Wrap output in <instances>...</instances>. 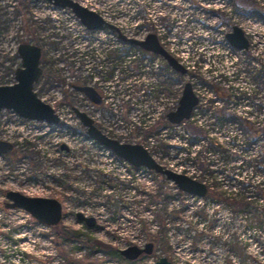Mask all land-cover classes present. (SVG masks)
I'll return each mask as SVG.
<instances>
[{
  "label": "rangeland",
  "instance_id": "1",
  "mask_svg": "<svg viewBox=\"0 0 264 264\" xmlns=\"http://www.w3.org/2000/svg\"><path fill=\"white\" fill-rule=\"evenodd\" d=\"M105 3V10L116 18L130 19L134 9L141 11L139 26L127 24L123 31L137 39L154 34L187 68L186 74H176L159 59V89L168 101L177 107L185 83L199 99L192 120L176 127L168 126L171 107L161 101L163 118L151 129L148 141L131 116L132 106L122 103L123 92L114 93L121 101L118 113L102 108L103 121L115 124L119 132L107 130L109 137L141 145L164 168L217 188L208 198L187 195L162 175L135 168L97 143L90 145L73 112L74 108L85 112L86 104L73 87L92 85L75 45L85 41L90 45L88 37L93 34L84 32L70 12L53 10L45 2L0 0V84L13 82L21 44L38 46L42 78L34 90L62 117L58 126H48L0 111V140L15 145L13 153L0 157V264H152L161 257L172 264H264V0ZM152 18L160 19L161 25L147 21ZM233 26L247 39L246 51L229 45L226 35ZM112 45L103 60L109 71L118 53L134 51L131 46ZM93 86L108 91L104 83ZM215 90L224 91L228 105L213 102ZM117 115L123 124L115 122ZM103 121L98 126L105 134ZM187 126L203 129L201 145L210 140L225 145L219 174L202 177L194 165L180 162L183 153L174 147ZM234 152L239 160L231 157ZM206 156L215 162L221 158ZM8 191L57 200L61 224L50 229L22 209H6ZM77 214L93 218L95 226L88 228ZM60 231L68 237L57 235ZM146 244L153 245L152 254L135 261L119 254Z\"/></svg>",
  "mask_w": 264,
  "mask_h": 264
},
{
  "label": "water",
  "instance_id": "2",
  "mask_svg": "<svg viewBox=\"0 0 264 264\" xmlns=\"http://www.w3.org/2000/svg\"><path fill=\"white\" fill-rule=\"evenodd\" d=\"M47 1L55 7L69 9L89 31L100 29L102 26L115 29L107 24L98 14L80 6L72 0ZM119 37L123 41H128L130 44L146 52L160 56L174 71L180 74L185 73V69L160 46L155 35L148 34L143 40L127 39L120 34ZM226 38L229 44L238 50H246L248 48L247 39L244 37L241 29L236 26L232 27V32L228 33ZM17 51L21 58L22 67L15 73V85L0 87V110H12L16 115L26 120L45 122L47 125L58 124L59 118L54 110L48 104L41 101L33 91V84L37 82L41 73L39 69L40 49L35 45L21 44ZM76 90L82 92L92 103L100 104V97L92 88L76 87ZM197 103L198 100L192 91L191 85L186 83L183 87L178 106L175 111L167 114V121L171 125H178L188 120ZM73 111L78 121L85 128L87 137L110 150L116 157L135 168L143 167L148 171L162 175L166 180L173 183L179 191L187 195L198 198L206 197L208 190L203 183L186 175L163 168L141 145L120 143L115 139L107 137L95 127L93 121L85 113L77 109H73ZM11 149L12 146L10 144L0 142V155L9 153ZM61 149L66 148L61 146ZM6 199L10 201L5 204L6 209H22L40 225L53 227L59 225L62 221V206L54 199L26 197L13 191L6 194ZM76 217L78 221L84 222L88 228L95 226L93 218H87L82 214H77ZM152 252L153 245L146 244L143 248L128 247L120 251L119 254L128 261H135L142 255H151ZM152 264L172 263L167 258L161 257Z\"/></svg>",
  "mask_w": 264,
  "mask_h": 264
},
{
  "label": "built area",
  "instance_id": "3",
  "mask_svg": "<svg viewBox=\"0 0 264 264\" xmlns=\"http://www.w3.org/2000/svg\"><path fill=\"white\" fill-rule=\"evenodd\" d=\"M72 1L98 14L107 24L115 28V29H111L109 27L103 26L100 29L89 31L83 25H81L79 20L69 10L59 8V10L61 11L70 12V14L73 16L74 21L78 23L84 29V32H87L89 35L93 34V37H88V40H90L89 41L90 45H85V44H88V42L86 41L82 45H79V46L78 44L77 45L74 44V45H75V48H77V51L79 52V54L82 56V59L84 60V63L87 66L88 71L90 72V76L93 79L92 85L89 87H94L93 84L100 85L101 83H104L106 86V89H108V91L104 90L100 92L98 88H95L97 91V94L100 97V104L95 105L91 103L88 99H84V102L86 104L85 106H83V109L86 112L84 113L87 114L92 119V121L96 124V126L99 128L100 131H104L98 126L103 121L102 108H107V109L113 110L115 113H118V108L121 107V101L119 98H114L113 94L118 93V92H123L126 100L122 101V103L126 102L132 106L133 109L131 110L132 111L131 116L135 120H137V124L143 130H145V135H148L147 140L148 141L151 140V138H149L150 137L149 133L151 129H153L157 125V123L160 122V120L163 118L162 117L163 109H160L161 101L168 103V105L171 107V110L169 111V113L175 111L177 107L175 108V105H174L175 103L173 101H168V98L164 95V93H161L159 89V78H158L159 59H162V58L157 55L144 52L140 48L130 44L128 41H123L119 37V34H120L126 37L127 39L143 40L148 35L147 34L143 39H137V38L129 37L126 34L127 31H123V27L127 26V24L133 27L139 26V24L142 22L140 18L141 11H139L138 9H134L131 12L132 15L131 17H129L130 19L116 18L115 16L113 17V15L109 13V11L105 10V6H106L105 1L107 2V0H72ZM109 6L111 7V5ZM119 16L123 17L121 14H119ZM147 21H151L154 26L161 25V21L158 18L157 19L152 18L151 20L148 19ZM191 23L193 24L194 22H191ZM199 26L201 25L198 24V27ZM112 32H114L115 35H113ZM190 40L192 41V39ZM112 44H114L115 48H117L118 46L120 47L122 45L131 46L134 51L132 52L131 50L127 49L125 53H118L117 54L118 58L115 59V61H111L112 63H110V66L113 67L114 69L112 71H109V67H106V65L103 64V60L106 58V52H110L111 48L113 47ZM160 46L163 47L161 44ZM248 48H249V43H248ZM246 50H238V51H246ZM167 52L171 55L170 51H167ZM147 55L148 56L151 55V56L148 57ZM90 57H91V60H90ZM94 58L96 60H93ZM177 62L185 69L184 74H186L187 68L183 66V63L181 61H177ZM170 70L173 73H176V74L178 73L174 71L172 68H170ZM92 71L97 73V75L94 74ZM211 73H213V71H211ZM184 74H181V75H184ZM125 91H126V94H125ZM214 94L215 95H214L213 101L215 104L220 106L221 103L219 100H215V98H217V95L215 92ZM194 95L196 96L195 93ZM196 98L199 103V99L197 96ZM198 103L192 110L190 118L188 120L181 122L180 124H186L192 120L194 116V111L198 108ZM177 106H178V103H177ZM204 109H206V107H204ZM104 112L105 111H103V113ZM57 116L59 117V123H60L62 121V117H60L58 114ZM103 122L104 123H102V126L106 129V132H105L106 136L108 135V131L119 133L118 130L115 129L116 127L115 124L110 125V123H106L105 121ZM115 122L117 124L119 123L123 124L121 115L116 116ZM178 125H171L170 123H168L169 127H176ZM157 131L159 132V135L161 136L162 130L158 129ZM185 131L186 129L183 131V136H181L182 141L178 142V145L176 146L187 148V140L189 137ZM122 133L126 134L125 131ZM94 143L95 142L92 140L89 141L90 145H94ZM193 147L191 149H193ZM144 149L147 151L146 148Z\"/></svg>",
  "mask_w": 264,
  "mask_h": 264
},
{
  "label": "trees",
  "instance_id": "4",
  "mask_svg": "<svg viewBox=\"0 0 264 264\" xmlns=\"http://www.w3.org/2000/svg\"><path fill=\"white\" fill-rule=\"evenodd\" d=\"M216 91L217 90H215V93L218 97L215 98V100H219L220 102L223 103V105L225 103L228 105L229 104V97H228V100L224 99L225 98L224 91L222 93H219ZM204 111H207V110H204ZM222 116H223V114H222ZM243 122H248V121L243 120ZM190 127L191 126H187L186 131H185L189 137L187 140V148H182L179 146L175 147L176 151L179 152V154L183 153V156L180 157V162L182 164H185V165L186 164L194 165L195 170L197 172H199L202 177H204L206 175L212 176V175L219 174L220 173L219 168H222L220 163L224 159L222 157H224L225 154H227V151H224L225 145L217 143L213 140H210L209 143L206 145H201L200 142L204 139L203 129L200 127H191V128ZM197 139H200V140H197ZM227 144L233 145L234 142L228 141ZM193 146L195 147L196 151H191V148ZM206 154H208L209 156H211L212 154H216L218 157H221V158H220V160H217L215 162L214 160H210L206 156ZM231 157L234 158V161H236L237 159L239 160L238 154L236 152L231 154ZM240 162H241V166H243L244 169L248 168L243 160H241ZM248 172H251V170H249ZM207 186H208V191H209V189L211 191L210 195L209 196L207 195V198H208L211 195H213V193L215 192V187L217 188V186L211 182L208 183ZM234 199L236 200V198H234ZM229 200L231 201L232 199L229 198ZM56 229H57V227H56ZM57 235H59V236L62 235L63 237H65V236L68 237V234L64 233V231L58 232Z\"/></svg>",
  "mask_w": 264,
  "mask_h": 264
},
{
  "label": "flooded vegetation",
  "instance_id": "5",
  "mask_svg": "<svg viewBox=\"0 0 264 264\" xmlns=\"http://www.w3.org/2000/svg\"><path fill=\"white\" fill-rule=\"evenodd\" d=\"M31 4H36V3H38V2H45L46 4H48L51 8H53V10H59V8H57V7H55V6H53L51 3H49L47 0H28ZM87 9V8H86ZM107 27V26H106ZM26 44H31V43H26ZM31 45H34V44H31ZM36 46V45H35ZM38 47V46H37ZM39 48V47H38ZM40 49V48H39ZM18 50V49H17ZM40 52H41V49H40ZM17 54H18V51H17ZM19 55V54H18ZM20 57V56H19ZM21 59V58H20ZM40 60H41V55H40V59H39V69H40V76H39V78H38V80H37V82L36 83H34L33 84V91L35 92V90H34V86L35 85H37L38 83H39V81H40V79L42 78V69H41V63H40ZM22 67V62L20 63V67L19 68H17L15 71H14V78H13V82H10L9 84H4V85H2V84H0V87H9V86H13V85H15L16 84V80H15V73H16V71L18 70V69H20ZM76 87H89V86H87V85H77V86H74L73 88H74V91H75V93L76 94H78V96L79 97H81V98H83V99H88L82 92H79V91H77L76 90ZM90 88H92L96 93H97V91H96V89H95V87H90ZM36 93V92H35ZM37 95V94H36ZM37 97H38V95H37ZM39 98V97H38ZM40 99V98H39ZM41 100V99H40ZM42 101V100H41ZM45 103V102H44ZM47 104V103H46ZM49 105V104H48ZM50 106V105H49ZM51 107V106H50ZM52 108V107H51ZM53 109V108H52ZM2 110H7V109H1L0 111H2ZM54 110V109H53ZM10 111H12V110H10ZM13 112V111H12ZM55 112V111H54ZM16 114V113H15ZM21 118V117H20ZM90 118V117H89ZM91 119V118H90ZM26 120V119H25ZM92 120V119H91ZM28 121H31V120H28ZM46 124V123H45ZM60 123L58 122V124H56V125H54V126H58ZM93 124L95 125V127L99 130V128L96 126V124L93 122ZM47 125V124H46ZM49 126V125H48ZM107 137H109V136H107ZM110 138V137H109ZM0 142H5V143H8V144H10L11 146H12V149H11V151L9 152V153H13L14 152V150H15V145L14 144H12V143H9V142H6V141H1L0 140ZM9 153H7V154H9ZM7 154H1L0 155V157H2V156H5V155H7ZM141 168V167H140ZM8 192H10V191H8ZM8 192H6L5 193V199H6V194L8 193ZM14 192V191H13ZM27 197V196H26ZM32 198H41V197H32ZM47 199H49V198H47ZM55 200V199H54ZM57 201V200H56ZM10 201L9 200H7L6 199V202L4 203V207H5V204H7V203H9ZM58 202V201H57ZM6 208V207H5ZM10 210V209H9ZM32 217V216H31ZM33 218V217H32ZM34 219V218H33ZM35 220V219H34ZM36 221V220H35ZM62 222V221H61ZM84 223V222H83ZM61 224V223H60ZM59 224V225H60ZM59 225H57V226H53V227H48V228H50V229H54V228H56V227H59ZM46 227V226H45Z\"/></svg>",
  "mask_w": 264,
  "mask_h": 264
}]
</instances>
